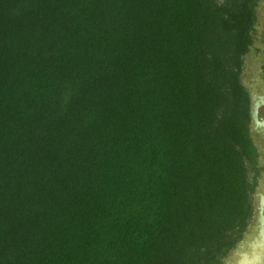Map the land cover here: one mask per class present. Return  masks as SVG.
<instances>
[{
	"label": "trees",
	"instance_id": "1",
	"mask_svg": "<svg viewBox=\"0 0 264 264\" xmlns=\"http://www.w3.org/2000/svg\"><path fill=\"white\" fill-rule=\"evenodd\" d=\"M260 1L0 0V264H223Z\"/></svg>",
	"mask_w": 264,
	"mask_h": 264
},
{
	"label": "rangeland",
	"instance_id": "2",
	"mask_svg": "<svg viewBox=\"0 0 264 264\" xmlns=\"http://www.w3.org/2000/svg\"><path fill=\"white\" fill-rule=\"evenodd\" d=\"M221 1V0H220ZM254 44L245 57L243 84L252 98V137L260 150V185L252 194L253 215L243 239L223 260V264H264V0L257 7ZM254 172L249 177L253 180Z\"/></svg>",
	"mask_w": 264,
	"mask_h": 264
},
{
	"label": "flooded vegetation",
	"instance_id": "3",
	"mask_svg": "<svg viewBox=\"0 0 264 264\" xmlns=\"http://www.w3.org/2000/svg\"><path fill=\"white\" fill-rule=\"evenodd\" d=\"M251 100H252V98H251ZM252 119H253V117H252ZM251 131H252V126H251ZM255 141V140H254ZM255 145H256V147L259 149V147H258V145L256 144V142H255ZM259 152H260V150H259ZM258 184L260 185V182H258Z\"/></svg>",
	"mask_w": 264,
	"mask_h": 264
}]
</instances>
